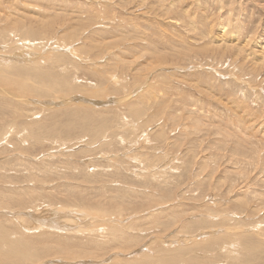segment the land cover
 <instances>
[{"label":"rangeland","instance_id":"374dc122","mask_svg":"<svg viewBox=\"0 0 264 264\" xmlns=\"http://www.w3.org/2000/svg\"><path fill=\"white\" fill-rule=\"evenodd\" d=\"M0 67L8 264H264V0H0Z\"/></svg>","mask_w":264,"mask_h":264},{"label":"bare ground","instance_id":"6f19581e","mask_svg":"<svg viewBox=\"0 0 264 264\" xmlns=\"http://www.w3.org/2000/svg\"><path fill=\"white\" fill-rule=\"evenodd\" d=\"M37 23H35V25H36ZM35 25H34V27H35ZM38 25H39V23H38ZM39 27V26H38ZM41 27V26H40ZM43 28L45 27V26H42ZM36 28V27H35ZM34 29V28H33ZM43 30V29H42ZM41 30V31H42ZM47 30V29H46ZM46 32V31H45ZM27 33H28V35L30 34V35H36V32H28L27 31ZM24 34V33H23ZM44 34V33H43ZM28 35H26L27 37L26 38H23L24 40V42H26L27 44L28 43H32L31 42V39H30V37H28ZM40 35V34H39ZM38 35V36H39ZM47 35V34H46ZM48 36V35H47ZM44 37H46V36H44ZM51 37V36H50ZM45 39V38H44ZM52 39V38H51ZM47 41V40H46ZM47 42H49L50 44H51V42L50 41H47ZM64 42V41H63ZM26 43H24V44H26ZM49 43H48V45H49ZM53 43V42H52ZM57 44H58V42H56ZM61 42H59V44H60ZM34 44V43H33ZM32 44V46L33 47H35L34 45ZM36 44V43H35ZM39 44H41L40 42H39ZM43 44V43H42ZM62 44V43H61ZM24 47L26 46V45H23ZM27 47V46H26ZM28 47H30V46H28ZM27 47V48H28ZM70 47V46H69ZM65 48V47H64ZM72 48V47H71ZM29 49V48H28ZM75 49V48H74ZM26 50V49H25ZM30 50H31V48H30ZM34 50V49H33ZM37 50V49H36ZM72 50V49H71ZM70 50V51H71ZM77 51V50H76ZM31 52H32V50H31ZM49 52V51H48ZM33 53V52H32ZM35 53V55H36V52H34ZM50 53V52H49ZM48 53V54H49ZM71 53L72 52H70L69 54H70V56H71ZM25 54V53H24ZM51 54V53H50ZM68 54V55H69ZM8 56V55H7ZM20 56V55H19ZM28 56V55H27ZM32 57H33V55H31ZM39 56V55H38ZM66 56V55H65ZM75 56V55H74ZM27 58V57H26ZM37 58V57H36ZM36 58H35V60H36ZM41 58V57H40ZM5 59V58H4ZM9 59V58H8ZM39 59V58H38ZM44 59V58H43ZM70 59V58H69ZM6 60V59H5ZM19 60V59H18ZM31 60H33V62H34V58H32ZM52 60V59H51ZM4 60L2 59V62H3ZM10 61H11V59H10ZM48 62H49V60H47ZM53 61V60H52ZM65 61V60H64ZM1 62V63H2ZM19 62V61H18ZM35 62H37V60L35 61ZM38 62H40V60L38 61ZM37 62V63H38ZM42 62H44V61H42ZM42 62H40V63H42ZM6 62H4V64H5ZM9 63V62H8ZM13 63V62H12ZM16 63H17V61H16ZM27 63H29V62H27ZM52 63V62H51ZM55 63V62H54ZM56 63H57V61H56ZM55 63V64H56ZM62 62L60 61V64H61ZM36 64V63H35ZM54 64V65H55ZM66 64V63H65ZM26 65V64H25ZM27 65H29V64H27ZM41 65V64H40ZM51 65V64H50ZM31 66V65H30ZM35 66V65H34ZM49 66V65H48ZM31 67H33V66H31ZM55 67V66H54ZM34 69L31 71L33 74H36V75H38V74H40V73H47L48 75H52V73L50 72V70H46V71H41V70H38L39 69V66L37 65L36 67H33ZM26 69V68H25ZM55 69V68H54ZM56 71V70H55ZM2 70H1V67H0V82L2 81L3 82V80L2 79H4V77L2 76ZM66 74H67V72H66ZM113 76H112V78L114 77H116V75H114V74H112ZM57 76H58V72H57ZM68 76L67 75H64L63 74V76L61 77V78H55V84H57V85H60V84H62V85H64V86H67L68 88H71V86L69 85V82H68ZM41 79H43V77L41 78ZM41 79H39V80H41ZM53 79V78H52ZM112 80V79H111ZM115 80V79H114ZM118 81H119V79H117ZM122 80V79H121ZM44 81V80H43ZM60 83H59V82ZM70 81V80H69ZM110 82H112V81H110ZM109 82V83H110ZM114 82H116V80L115 81H113V83ZM43 84V83H42ZM49 84V83H48ZM112 85V84H111ZM118 85V84H117ZM52 86V85H51ZM116 86V85H115ZM52 87H54V86H52ZM58 87V86H57ZM63 87V86H62ZM67 87H65V88H67ZM59 89V88H58ZM103 89V88H102ZM106 89V88H105ZM138 89V88H137ZM101 90V89H100ZM99 90V91H100ZM78 91V90H77ZM98 91V92H99ZM97 92V93H98ZM100 92H102V91H100ZM96 93V94H97ZM104 93V92H103ZM48 94V93H47ZM92 94H94V96L96 95L95 93H93L92 92ZM98 96H99V93L97 94ZM101 96V95H100ZM115 98V97H114ZM124 100V99H123ZM117 101V100H116ZM88 102V101H87ZM102 103H103V101H102ZM107 103V102H106ZM82 105V104H81ZM34 106V105H33ZM112 106V105H111ZM85 107V106H84ZM83 106H81V108H84ZM90 107H92V106H90ZM90 107H88L87 106V108H85L84 110V113H86V111H88L89 112V110H90ZM95 107V106H94ZM94 107H92L91 108V110H93V108ZM126 107V106H125ZM76 108V107H75ZM79 108H80V106H79ZM96 108V107H95ZM99 108V107H98ZM78 109V108H77ZM89 109V110H88ZM130 109H133V108H130ZM78 110H80L81 111V109H78ZM97 110V109H96ZM132 112H133V114H140V112L137 110V109H133V110H131ZM54 114V113H53ZM37 118V117H36ZM46 122V121H45ZM83 122V121H82ZM88 122V121H87ZM33 124V123H32ZM32 124H30V125H32ZM134 124V123H133ZM87 131V130H86ZM89 132V131H88ZM8 133V132H7ZM18 133H20V132H18ZM6 136V135H5ZM2 139V138H1ZM35 139V138H34ZM21 140V139H20ZM25 142V141H24ZM45 142V141H44ZM153 144V143H152ZM6 145V144H5ZM135 149V148H134ZM56 151V150H55ZM23 154V153H22ZM143 154V153H142ZM138 157V156H137ZM142 168V167H141ZM166 170V169H165ZM156 171V170H155ZM167 171V170H166ZM159 172V171H158ZM139 173V172H138ZM145 174V173H144ZM1 208H3V207H1ZM0 208V209H1ZM83 208V207H82ZM25 209V208H24ZM101 209V208H100ZM66 210H64V212H65ZM83 211V210H82ZM81 211V212H82ZM85 211V210H84ZM83 211V215H84V217H85V213L87 214V217H88V214L89 213H87L88 211H85L84 212ZM57 212H59V211H57ZM80 211H78V213L80 214L81 213ZM21 213H22V211H21ZM65 213H67V211L65 212ZM95 213V212H94ZM58 214H60L61 215V212H59ZM93 214V213H92ZM98 214H100V213H98ZM104 214H106L105 212L103 213V211L101 210V214H100V216H102L103 217V220L102 219H100L101 221H104V222H107L106 221V217H107V215H106V217L105 216H103ZM16 215V214H15ZM19 215V214H18ZM64 215V214H63ZM67 215V214H66ZM69 215V214H68ZM91 214H89V216H90ZM96 215H97V213H96ZM82 216V215H81ZM92 216V215H91ZM94 216V215H93ZM21 218H22V216H20ZM87 217H85V219L87 218ZM114 217V216H113ZM112 216H111V218H113ZM91 219V217H88L87 219ZM71 219V218H70ZM121 219V218H120ZM69 220V219H68ZM117 220V219H116ZM67 221V220H66ZM66 221H65V223H66ZM90 221V220H89ZM115 221V220H114ZM132 221V220H131ZM37 222V221H36ZM93 222H94V220H93ZM112 222V221H111ZM119 222V221H118ZM62 223V222H61ZM89 223V222H88ZM90 223H92V221L90 222ZM107 223H109V222H107ZM121 223V222H120ZM124 223V222H123ZM128 223V222H127ZM44 224V223H43ZM82 224H84L83 222H82ZM87 224V223H86ZM84 225V226H86L87 228H85L86 229V231H88V227L90 226V224H89V226L88 225ZM93 224V223H92ZM102 224V223H101ZM113 224V223H112ZM61 225V224H60ZM104 225V224H103ZM111 225V224H110ZM25 226V225H24ZM47 226H50V227H52V230H55L54 228H61V226H59L58 225V222H57V224H53V223H49V224H47ZM62 226H64L65 227V224L64 225H62ZM122 226V225H121ZM1 227H3V226H0V242H2V243H5V244H7L8 245V251L10 252V253H8L9 255H10V257H9V259L8 258H6V260H5V263L6 264H8L6 261H8V262H10V263H12L13 262V260H11L10 258H11V254H12V252L14 253V249L15 248H17V250H20L21 248H25V249H27L25 246H24V244L23 245H21V243H20V240H14V239H12L11 237H8L7 236V233H6V231L5 230H3ZM43 227H46V226H43ZM54 227V228H53ZM70 227H71V225H70ZM107 227V226H106ZM105 227V228H106ZM123 227H125V226H123ZM122 227V228H123ZM63 228V227H62ZM75 228V227H74ZM82 228H83V226H82ZM82 228H80V230L82 229ZM101 228V227H100ZM100 228H99V230H100ZM104 228V227H103ZM167 228V227H166ZM24 229V228H23ZM66 229H67V227H66ZM102 229V228H101ZM108 229V230H107ZM107 229H104L105 231H107V232H109V231H111L112 233H113V237L114 236H116V237H119V236H122V234L123 233H125L122 229H120L119 230V228L118 227H116V226H114V224H113V226H111V227H107ZM63 230H65V228H63ZM74 229L72 228V231H73ZM76 230H79V228L77 229L76 228ZM91 226H90V229H89V232L91 233ZM95 231H97L96 229H94ZM122 230V231H121ZM254 230V229H253ZM56 231H58V230H56ZM68 231V230H67ZM75 231V230H74ZM85 231V232H86ZM104 231V232H105ZM118 231V232H117ZM64 232V231H63ZM75 232H77V231H75ZM80 232V231H79ZM204 232V231H203ZM201 233V234H204V233ZM49 233V232H48ZM55 233V232H54ZM199 233V232H198ZM205 233H207V232H205ZM92 234V233H91ZM100 234V233H99ZM215 234V233H214ZM262 234V233H261ZM205 235V234H204ZM242 235V234H241ZM111 236V235H110ZM264 236V235H263ZM262 236V237H263ZM179 238V237H178ZM90 239V238H89ZM247 238H245L244 236H237V239L235 240L236 241V243H239V241H242L243 242V244H242V246L239 244V246L242 248V251H243V253H242V255L244 256V257H246V256H250V255H254L255 256V259H253V260H250V259H247V261H248V263L250 262V263H253L255 260H256V258H257V256L260 254V253H263L264 252V247H262V246H260L258 243H252V242H249L250 240H246ZM91 240V239H90ZM162 240V239H161ZM193 240V239H192ZM191 240V241H192ZM158 241V240H157ZM156 241V242H157ZM168 241V240H167ZM173 241V240H172ZM182 241V240H181ZM215 241H220V238H219V240H215ZM224 241V240H223ZM159 242V241H158ZM169 242V241H168ZM200 242V241H199ZM198 242V243H199ZM202 242V241H201ZM224 242H226V241H224ZM87 243V242H86ZM85 243V244H86ZM89 243V242H88ZM87 243V244H88ZM163 244L165 243L164 241L162 242ZM177 243V242H176ZM85 244L83 245V244H79V246L81 245V247H82V249H85L83 246H85ZM86 244V246L88 247V245ZM92 244V243H91ZM155 244V243H154ZM159 244V243H158ZM165 244H167V243H165ZM196 244V243H195ZM213 244V239H211V240H207V243H206V245H208V246H211ZM230 244V243H229ZM234 243H232V245H233ZM26 245V244H25ZM93 245H94V243H93ZM93 245H90V246H93ZM194 245V244H193ZM203 245H205V244H203ZM214 245H216L217 246V243H215ZM235 245H237V244H235ZM235 245L234 246H229V247H223V249H225L224 250V252L226 251L227 253H228V256H230V255H232L231 253L233 252L230 248H233V247H235ZM71 246V245H70ZM68 247V248H71V247ZM85 246V247H86ZM117 246V245H116ZM167 246V245H166ZM200 247V243L199 244H197L196 245V247ZM157 247H160V246H157ZM162 247V246H161ZM158 248L157 249V252H158V255L161 257V259L164 261V262H166V261H174V260H179V261H181L182 260V257H180V256H178V255H172V257H169V256H165V254L164 253H166V251L168 250H166V249H163V248ZM190 247V246H189ZM66 248V247H65ZM90 248V247H89ZM142 248V247H141ZM193 248V247H192ZM81 249V248H80ZM93 249V248H92ZM184 249V248H183ZM208 249V248H207ZM206 249V250H207ZM22 250V249H21ZM65 250V249H64ZM68 250V249H67ZM70 250V249H69ZM76 250H77V248H76ZM164 250H166V251H164ZM188 250H191V249H189L188 248ZM73 251V250H72ZM83 251H85V250H83ZM87 251V250H86ZM90 251V250H89ZM164 251V252H163ZM176 251H178V253L180 254L181 253V250L179 249V250H176ZM67 252H69V251H67ZM75 252V251H74ZM124 252V251H123ZM163 252V256L161 255V253ZM20 253V252H19ZM29 255L28 256H33V254L31 253V252H27ZM31 253V254H30ZM86 253V252H85ZM21 254V253H20ZM80 254V253H79ZM76 255V254H75ZM88 255V254H87ZM134 255V254H133ZM234 255V254H233ZM25 256V255H24ZM158 256V257H159ZM26 257V256H25ZM71 257H72V255H71ZM70 257V258H71ZM80 257V256H79ZM157 257V258H158ZM231 257V256H230ZM229 257V258H230ZM263 257V256H262ZM75 258V257H74ZM76 258H77V256H76ZM195 258V257H194ZM247 258V257H246ZM245 258V259H246ZM259 258V257H258ZM264 258V257H263ZM23 259V258H22ZM21 259V260H22ZM27 259V258H26ZM236 259L238 260V258L236 257ZM71 260V259H70ZM74 260V259H73ZM158 260H159V258H158ZM231 260V259H230ZM78 261V260H77ZM153 261H154V257L153 256H147V259L146 260H144L141 264H153ZM194 261V260H193ZM196 261V260H195ZM194 261V262H195ZM198 261H199V259H198ZM243 261V260H242ZM17 262V261H16ZM158 261H156V263H157ZM168 262V263H169ZM177 262V261H176ZM239 262V261H238ZM246 262V261H245ZM19 263V262H18ZM155 263V264H156ZM75 264V263H74ZM122 264H123V262H122ZM192 264V263H191ZM196 264H197V262H196Z\"/></svg>","mask_w":264,"mask_h":264}]
</instances>
